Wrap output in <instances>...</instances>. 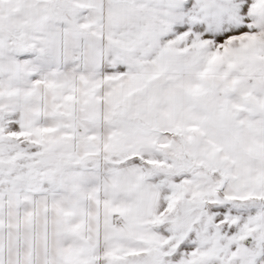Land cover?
Returning a JSON list of instances; mask_svg holds the SVG:
<instances>
[{"label":"snow or ice","instance_id":"1","mask_svg":"<svg viewBox=\"0 0 264 264\" xmlns=\"http://www.w3.org/2000/svg\"><path fill=\"white\" fill-rule=\"evenodd\" d=\"M0 264H264V0H0Z\"/></svg>","mask_w":264,"mask_h":264}]
</instances>
